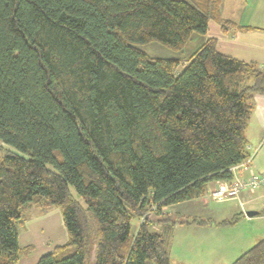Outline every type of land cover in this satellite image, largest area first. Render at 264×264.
<instances>
[{"label":"trees","instance_id":"obj_1","mask_svg":"<svg viewBox=\"0 0 264 264\" xmlns=\"http://www.w3.org/2000/svg\"><path fill=\"white\" fill-rule=\"evenodd\" d=\"M220 4L0 0V141L12 148L0 158V264L17 263L29 207L59 208L68 236L36 264H170L174 225L238 221L162 209L231 179L248 157L264 73L212 38L184 65L136 46L180 51L210 19L236 28ZM230 264H264V237Z\"/></svg>","mask_w":264,"mask_h":264},{"label":"crops","instance_id":"obj_2","mask_svg":"<svg viewBox=\"0 0 264 264\" xmlns=\"http://www.w3.org/2000/svg\"><path fill=\"white\" fill-rule=\"evenodd\" d=\"M219 17L231 22L236 28L223 31L216 20L210 19L205 34H192L184 47L177 51V53H181L190 47L189 56L183 59L180 56H174V58H179L184 65L202 43L212 38L215 40L217 52L253 63L264 73V0H221ZM194 42L195 45L192 47L190 44ZM251 104V114L244 131L248 157L235 165H239V168L236 169L234 176L247 177L251 172L264 173V95L254 94ZM247 160L249 163L245 168L244 163ZM218 184L219 181H210L206 184L202 196L166 206L162 211L182 217L214 222L238 216V221L234 225L227 226L214 224L174 225L169 238L170 264H230L257 240L263 238L262 236L253 238L241 236L239 238L237 226L243 221H251L257 218L264 220V213H262L264 209V186L253 191L240 192L233 199L221 200L214 199L211 195ZM207 199L219 203L235 202L237 205H233L232 208L234 214L230 218H222L221 220L213 216L200 218L194 214L193 207L189 208L191 205L207 208ZM182 204H188L183 205L188 207L176 208ZM56 208L50 207L41 210L36 207H29L27 209L26 220L18 232V244L22 252L16 264H36L42 255L52 252L54 247L67 241L68 236L62 222L61 211ZM169 208H173V210L169 211ZM247 210L258 211V214L247 217L245 215ZM139 224L140 221L137 220L135 230ZM152 229L160 231L161 226L154 225Z\"/></svg>","mask_w":264,"mask_h":264},{"label":"rangeland","instance_id":"obj_3","mask_svg":"<svg viewBox=\"0 0 264 264\" xmlns=\"http://www.w3.org/2000/svg\"><path fill=\"white\" fill-rule=\"evenodd\" d=\"M192 45L194 47L195 42ZM139 49L143 50L146 52L149 56L152 57H174V56H180L182 59L187 58L190 52V47L185 49L181 53H177L176 51L160 44L159 42H150L147 44H142V45H136ZM181 66L177 68V72L181 70ZM12 148L5 146L1 141H0V158L2 155L5 153V151L11 150ZM207 208H199L198 206H189L191 209L192 207L194 208L193 212L200 218H207L209 216H213L218 219L222 218H230L234 213L233 211V205H237L235 202H214L209 199H207ZM183 205H188V204H182L181 206H177L176 208H185L188 206H183ZM60 211L59 208H56ZM169 211H172L173 208H169ZM211 211V213H210ZM61 213V212H60ZM251 219V218H248ZM139 221H142L140 219ZM135 226H136V220L133 221V227H132V232L135 231ZM239 228V238L242 237H249L253 238L256 236H262L264 237V220L263 219H252L251 221H246V222H240L237 226ZM236 229V228H234ZM237 230V229H236ZM245 244V243H244Z\"/></svg>","mask_w":264,"mask_h":264},{"label":"built area","instance_id":"obj_4","mask_svg":"<svg viewBox=\"0 0 264 264\" xmlns=\"http://www.w3.org/2000/svg\"><path fill=\"white\" fill-rule=\"evenodd\" d=\"M249 160L244 163V167H247ZM238 166H234L229 169L232 173V178L229 180L219 181V184L211 195L214 199H233L236 198L240 192L253 191L259 187L264 186V173H250L247 177L234 176Z\"/></svg>","mask_w":264,"mask_h":264},{"label":"water","instance_id":"obj_5","mask_svg":"<svg viewBox=\"0 0 264 264\" xmlns=\"http://www.w3.org/2000/svg\"><path fill=\"white\" fill-rule=\"evenodd\" d=\"M257 214H258V211H255V210H247V211L245 212V215H246L247 217H252V216L257 215Z\"/></svg>","mask_w":264,"mask_h":264}]
</instances>
